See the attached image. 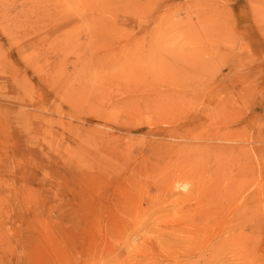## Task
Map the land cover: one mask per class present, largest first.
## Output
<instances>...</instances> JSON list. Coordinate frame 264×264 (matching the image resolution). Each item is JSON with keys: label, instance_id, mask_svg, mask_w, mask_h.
Instances as JSON below:
<instances>
[{"label": "rangeland", "instance_id": "rangeland-1", "mask_svg": "<svg viewBox=\"0 0 264 264\" xmlns=\"http://www.w3.org/2000/svg\"><path fill=\"white\" fill-rule=\"evenodd\" d=\"M0 264H264V0H0Z\"/></svg>", "mask_w": 264, "mask_h": 264}, {"label": "bare ground", "instance_id": "bare-ground-1", "mask_svg": "<svg viewBox=\"0 0 264 264\" xmlns=\"http://www.w3.org/2000/svg\"><path fill=\"white\" fill-rule=\"evenodd\" d=\"M256 4H259V1H256ZM258 8H259V6H258ZM261 8V7H260ZM197 260V259H196Z\"/></svg>", "mask_w": 264, "mask_h": 264}]
</instances>
